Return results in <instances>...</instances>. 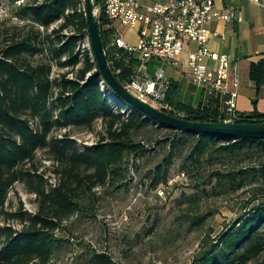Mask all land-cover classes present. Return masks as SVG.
I'll return each mask as SVG.
<instances>
[{"label":"trees","instance_id":"obj_1","mask_svg":"<svg viewBox=\"0 0 264 264\" xmlns=\"http://www.w3.org/2000/svg\"><path fill=\"white\" fill-rule=\"evenodd\" d=\"M15 1L10 0L13 10L8 6L9 17L0 24L10 21L18 31L27 32L24 36L10 34L0 43V213L15 215L21 227L0 225V264H47L55 246L54 230L75 213L94 206L98 198L94 189L117 182L125 156L147 151L143 143L130 138L131 132L141 127L173 136L165 139L169 145L164 159L167 164L181 147H187L180 170L197 172L200 183L197 181L196 187L207 184L212 194L229 195L252 186L241 213L215 239L209 234L201 239V250L191 264H264V139L187 134L152 123L137 109L115 99L109 89L101 90L95 60L83 47L88 32L82 0H23L19 5ZM93 3L97 6L99 2ZM97 23L110 62L102 12ZM124 59L121 55L110 66L122 85L131 70ZM53 66L70 71L51 78ZM68 73L72 77H67ZM248 76L256 88L264 84V58L250 63ZM167 102L172 109L166 113L171 116L191 122L223 120L218 97H208L205 104L191 107L179 100L175 83L170 85ZM97 120L103 134L95 144L80 145L72 138L70 128L91 129ZM233 122L261 123L264 114L254 109L236 114ZM60 129L67 130L52 134ZM40 150H46L48 159L56 163L53 173L59 178L54 185L37 172L34 159ZM256 160L250 172L236 166ZM227 162L232 165L223 170ZM203 169H207L205 178L199 172ZM18 181H26L36 195L34 213L27 214L22 207L14 214L4 212L7 194ZM166 181L156 167L150 186L159 187ZM95 258L112 264L105 254Z\"/></svg>","mask_w":264,"mask_h":264},{"label":"rangeland","instance_id":"obj_2","mask_svg":"<svg viewBox=\"0 0 264 264\" xmlns=\"http://www.w3.org/2000/svg\"><path fill=\"white\" fill-rule=\"evenodd\" d=\"M7 2L12 11L13 4L10 0ZM26 32L18 31L10 21L2 22L0 43L10 34L24 36ZM185 69L180 73L183 78L180 89L187 91L188 95L196 91L195 104H198L202 90L189 84V71ZM68 71L70 68L53 66L51 78ZM67 77H72V73ZM66 130L60 129L52 134L57 136ZM70 132L78 144L91 146L103 134V127L97 120L91 129L70 128ZM168 136L173 137L166 131L150 127L131 132V140L143 143L147 151L125 156L117 182L113 186L94 189L98 197L94 206L75 213L54 230L55 246L47 264H102L95 258L99 254H105L112 264H191L201 250V239L206 234L215 239L225 230L241 213L242 203L251 194L252 186L229 195H214L207 184L196 187L199 180L197 172L180 170L183 157L188 152L186 146L175 153L169 164L164 161L169 149L165 140ZM48 157L46 150H40L35 155L34 164L47 183L54 185L59 176L54 178L56 163L53 164ZM255 163L257 160L236 166L250 172L249 168ZM231 165L230 162L225 163L223 170ZM25 167L29 168L30 164ZM156 167L167 181L153 188L150 183ZM199 172L202 178L207 176V169ZM29 189L26 181L15 182L7 194L4 212L14 214L22 207L25 213H34L37 197ZM196 195H200L198 200ZM0 225L15 229L21 227L15 215L3 212L0 213Z\"/></svg>","mask_w":264,"mask_h":264},{"label":"built area","instance_id":"obj_3","mask_svg":"<svg viewBox=\"0 0 264 264\" xmlns=\"http://www.w3.org/2000/svg\"><path fill=\"white\" fill-rule=\"evenodd\" d=\"M248 1L261 6L264 13V5L259 0ZM22 2L15 1L17 5ZM98 2L94 6V14L97 19L102 12L105 20L103 29L108 32L106 48L110 58L107 62L111 66L121 55L125 56L124 62L131 70L123 86L130 94L158 110L169 112L172 107L167 96L172 80L166 69L178 71L187 68L192 84L200 87L207 97L219 98L223 115L221 122H233L240 81L239 64L226 54L209 49L211 39L224 38L222 32L211 29L209 24L241 22L243 12L240 8L226 6L223 0ZM8 17L6 0H0V21ZM12 20L22 23L16 17ZM119 28L134 30L135 41L126 40ZM190 44L192 48H188ZM83 47L91 51L88 37ZM91 57L94 59L92 52ZM116 72L120 73V68ZM99 86L101 90L109 89L115 99L121 101L101 77Z\"/></svg>","mask_w":264,"mask_h":264},{"label":"crops","instance_id":"obj_4","mask_svg":"<svg viewBox=\"0 0 264 264\" xmlns=\"http://www.w3.org/2000/svg\"><path fill=\"white\" fill-rule=\"evenodd\" d=\"M146 2H163L155 0H145ZM264 5V0H259ZM226 6L238 7L243 12V20L239 23H211L209 27L224 34L223 39H211L208 42V47L211 51L226 54L230 59L236 60L239 64L240 81L237 89L236 98V114L250 113L254 109L264 114V84L256 88L253 82L249 79V65L251 62H257L259 59L264 58V13L261 6L256 5L248 0H223ZM124 38L129 42L135 41V31L132 29L119 28ZM192 48V45H188ZM185 68L178 71L167 68L166 74L171 78L172 83L176 84L177 94L179 100L191 107L196 106L198 93L192 91V95H188L187 91H181L180 86L183 82L181 72H185ZM188 82L190 75L188 72ZM194 88L201 89L200 87L192 84ZM189 88V87H188ZM202 90V89H201ZM190 93V92H189ZM184 96V97H183ZM207 96L202 90L199 98L201 104H205ZM222 105V104H221ZM222 107V106H221Z\"/></svg>","mask_w":264,"mask_h":264},{"label":"water","instance_id":"obj_5","mask_svg":"<svg viewBox=\"0 0 264 264\" xmlns=\"http://www.w3.org/2000/svg\"><path fill=\"white\" fill-rule=\"evenodd\" d=\"M84 19L88 32L89 46L101 78L108 84L112 92L121 100L137 109L149 120L168 129L187 134H207L212 136L236 138L264 139V122L255 124H238L234 122H191L171 116L130 94L116 79L107 62L100 39L97 19L94 14L93 0H82Z\"/></svg>","mask_w":264,"mask_h":264}]
</instances>
